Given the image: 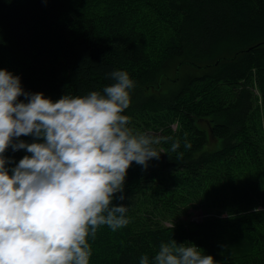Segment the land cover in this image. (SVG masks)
<instances>
[{"label": "trees", "instance_id": "1", "mask_svg": "<svg viewBox=\"0 0 264 264\" xmlns=\"http://www.w3.org/2000/svg\"><path fill=\"white\" fill-rule=\"evenodd\" d=\"M0 68L53 101L102 93L113 70L134 81L122 114L161 154L128 168L112 203L129 223L86 238L89 264L151 262L172 240L216 264H264V0H0Z\"/></svg>", "mask_w": 264, "mask_h": 264}, {"label": "clouds", "instance_id": "2", "mask_svg": "<svg viewBox=\"0 0 264 264\" xmlns=\"http://www.w3.org/2000/svg\"><path fill=\"white\" fill-rule=\"evenodd\" d=\"M107 75L113 83L102 93L53 101L25 91L19 75L0 68V264H89L86 238L101 225L116 231L129 223L128 206L113 204L114 194L125 199L132 162L146 169L159 160L153 145L160 140L128 127L130 118L122 113L134 87L129 73ZM180 143L174 140L170 150ZM9 147L30 155L14 162L5 155ZM184 148H191L186 138ZM139 264L216 262L193 243L172 240L161 243L151 262L142 255Z\"/></svg>", "mask_w": 264, "mask_h": 264}, {"label": "rangeland", "instance_id": "3", "mask_svg": "<svg viewBox=\"0 0 264 264\" xmlns=\"http://www.w3.org/2000/svg\"><path fill=\"white\" fill-rule=\"evenodd\" d=\"M174 64H175V61H172L171 63H170V66L167 68V69H172V68H174ZM167 74H168V79L170 80V79H172V78H174L175 76H174V73H172L171 71H167ZM164 80L165 81H163V84H161L160 85V91H161V93H165L166 92V89H167V87H168V84H167V82H166V78H164ZM159 86V85H158ZM162 88V89H161ZM157 94H159V93H157ZM202 126H205V123H202L201 124ZM172 126H174V124L172 125ZM208 128V127H207ZM205 129H206V127H205ZM145 132H149V131H147V130H142L141 131V133H145ZM208 147V146H207ZM209 147H213V143H210V145H209ZM188 212H190V214H189V218L190 219H195V220H200L201 218H202V214L203 213H201V210L200 209H197L196 211L195 210H193V209H189L188 210ZM185 218V217H184ZM166 221H168V220H166ZM169 222V221H168ZM168 222H165V224L166 225H169V223Z\"/></svg>", "mask_w": 264, "mask_h": 264}]
</instances>
